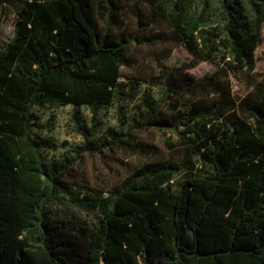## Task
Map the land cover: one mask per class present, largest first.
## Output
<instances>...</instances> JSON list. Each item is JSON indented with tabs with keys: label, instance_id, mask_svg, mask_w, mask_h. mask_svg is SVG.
Wrapping results in <instances>:
<instances>
[{
	"label": "trees",
	"instance_id": "obj_1",
	"mask_svg": "<svg viewBox=\"0 0 264 264\" xmlns=\"http://www.w3.org/2000/svg\"><path fill=\"white\" fill-rule=\"evenodd\" d=\"M136 1L145 9L134 8L137 28L126 40L110 33L119 0H19L0 49V264H264V73L254 82L264 0ZM155 22L170 29L143 42L189 45L206 60L221 50L230 57L198 78L180 73L173 89L210 88L218 98L171 117L146 94L128 128H110L76 152L142 151L141 132L182 126L188 155L209 170L195 169L173 190L182 165L147 161L116 192L90 201L100 212L95 223L51 214L71 161H42L41 142L29 135L39 126L33 106L111 105L122 95L127 45ZM231 75L253 85L243 98L231 96Z\"/></svg>",
	"mask_w": 264,
	"mask_h": 264
},
{
	"label": "rangeland",
	"instance_id": "obj_2",
	"mask_svg": "<svg viewBox=\"0 0 264 264\" xmlns=\"http://www.w3.org/2000/svg\"><path fill=\"white\" fill-rule=\"evenodd\" d=\"M122 9L117 19L112 20L110 33L116 38L121 35L127 40L137 28L133 10L136 6L145 9L144 5L136 0H119ZM19 8V0H2L0 2V49L10 41L13 34L14 19ZM103 28L107 26L105 18H100ZM170 26L165 22L152 23L148 29L139 30L138 40L127 45L126 62L121 66L122 77L119 93L113 103L107 107H91L87 105L54 106L51 104L34 105L33 112L38 117V127L33 126L29 135L41 142L42 161H71L66 175L63 177L64 185L59 197L50 205V212L72 222L93 224L100 216L99 210L92 206V199L107 197L119 187L123 178L147 161H158L169 158L182 165L172 180L174 190L178 183L189 177L196 170L206 172L209 168L196 156L188 155L186 145L182 143L180 131L171 129L150 128L139 134L143 140L145 150L131 151L120 147L109 150L103 149L101 154L83 151L76 152L80 144L90 142L99 144L108 137L110 128L123 129L132 124L144 109L143 99L146 94L156 101L166 112L165 114L177 116L180 113H190L194 106L209 103L218 98L208 88L196 92L175 93L180 73L187 71L196 78L211 73L217 63L226 64L230 57L221 50L215 54L213 60L199 58L189 45H174L173 42H158L148 44L142 37L151 34L154 30H168ZM256 75L254 82L261 79L259 74L264 73V22L260 32V42L255 49ZM231 96L234 99L243 98L253 85L247 86L232 75L226 81ZM177 103V108L172 105ZM76 111V116L74 112ZM84 126L78 128L77 122Z\"/></svg>",
	"mask_w": 264,
	"mask_h": 264
}]
</instances>
